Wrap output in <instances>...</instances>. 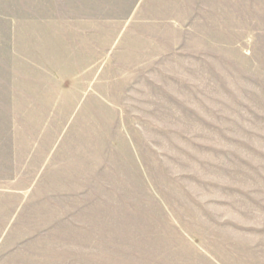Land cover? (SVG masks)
<instances>
[{
	"label": "rangeland",
	"instance_id": "rangeland-1",
	"mask_svg": "<svg viewBox=\"0 0 264 264\" xmlns=\"http://www.w3.org/2000/svg\"><path fill=\"white\" fill-rule=\"evenodd\" d=\"M0 264H264V0H0Z\"/></svg>",
	"mask_w": 264,
	"mask_h": 264
}]
</instances>
